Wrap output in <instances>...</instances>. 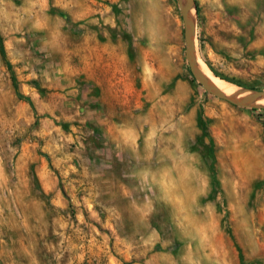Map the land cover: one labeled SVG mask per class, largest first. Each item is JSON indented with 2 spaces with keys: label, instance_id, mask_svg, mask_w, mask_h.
<instances>
[{
  "label": "rangeland",
  "instance_id": "rangeland-1",
  "mask_svg": "<svg viewBox=\"0 0 264 264\" xmlns=\"http://www.w3.org/2000/svg\"><path fill=\"white\" fill-rule=\"evenodd\" d=\"M194 4L206 74L264 90V0ZM256 103L179 0H0V264H264Z\"/></svg>",
  "mask_w": 264,
  "mask_h": 264
},
{
  "label": "water",
  "instance_id": "water-1",
  "mask_svg": "<svg viewBox=\"0 0 264 264\" xmlns=\"http://www.w3.org/2000/svg\"><path fill=\"white\" fill-rule=\"evenodd\" d=\"M183 20L185 24V39H186V58L189 62V66L193 76L197 81L210 93L228 100L238 105H258L253 102L259 97H264V90H255L253 93L246 96H237L228 94L216 85H214L210 79L203 72L197 57V43H196V24L190 12L195 8L194 0H179Z\"/></svg>",
  "mask_w": 264,
  "mask_h": 264
},
{
  "label": "bare ground",
  "instance_id": "bare-ground-1",
  "mask_svg": "<svg viewBox=\"0 0 264 264\" xmlns=\"http://www.w3.org/2000/svg\"><path fill=\"white\" fill-rule=\"evenodd\" d=\"M190 14H191V12H190ZM201 61V60H200ZM199 61V62H200ZM201 63H202V61H201ZM202 70H203V72L205 73V75L210 79V81L214 84V85H216L217 87H219L220 89H222L223 91H225L226 93H228V94H233V95H237V96H242V95H246V94H243V93H237V94H235V93H231V92H229V91H227L226 89H227V87L228 88H236V87H234V86H232V85H230V84H228V83H226V82H223V83H220V81H219V79L218 78H216V77H214L212 74H210V76L212 77H210V76H208L207 74H206V72H205V68H204V64L202 63ZM218 81V82H217ZM239 89V88H238ZM233 90H236V89H233ZM233 90H231V91H233ZM244 90V89H243ZM247 93V92H246ZM249 93V92H248ZM247 93V94H248ZM259 102V103H264V97H259L258 99H256V100H254L253 102Z\"/></svg>",
  "mask_w": 264,
  "mask_h": 264
},
{
  "label": "trees",
  "instance_id": "trees-1",
  "mask_svg": "<svg viewBox=\"0 0 264 264\" xmlns=\"http://www.w3.org/2000/svg\"><path fill=\"white\" fill-rule=\"evenodd\" d=\"M20 95H21V93H20ZM213 178H214V181H217L215 177H213Z\"/></svg>",
  "mask_w": 264,
  "mask_h": 264
}]
</instances>
